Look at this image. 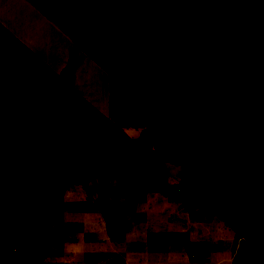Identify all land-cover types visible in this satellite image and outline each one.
<instances>
[{
    "label": "trees",
    "instance_id": "1",
    "mask_svg": "<svg viewBox=\"0 0 264 264\" xmlns=\"http://www.w3.org/2000/svg\"><path fill=\"white\" fill-rule=\"evenodd\" d=\"M54 20L108 72L114 124L143 139L103 130L77 88L76 55L51 88L46 64L0 23V264H43L39 208L60 197L61 173L134 177L151 161L181 167L189 195L264 258V0H64ZM46 110L59 142L41 135Z\"/></svg>",
    "mask_w": 264,
    "mask_h": 264
},
{
    "label": "crops",
    "instance_id": "2",
    "mask_svg": "<svg viewBox=\"0 0 264 264\" xmlns=\"http://www.w3.org/2000/svg\"><path fill=\"white\" fill-rule=\"evenodd\" d=\"M0 4L15 19L13 29L8 30L30 50L33 51L25 39L37 36L48 43V27L57 38L47 18L45 0H0ZM60 52L53 53L55 59L59 57L57 61L62 58L63 50ZM169 165L180 169V174L181 167ZM170 180L168 175L163 181L182 191L189 189L180 178L172 180V184ZM135 187L124 190L120 185L119 191L111 192L106 189L109 197L104 215L96 204L91 211L94 215L84 218L85 222L76 227L72 242H66L64 229H58L62 235L56 229L57 241L47 244L43 264H264V258L224 221L229 230L218 223L222 220L207 212L199 198L188 209L176 201L166 202V211L160 196L149 191L150 185L142 183ZM119 194L133 203L132 210L128 211ZM112 199L117 207L108 211Z\"/></svg>",
    "mask_w": 264,
    "mask_h": 264
},
{
    "label": "rangeland",
    "instance_id": "3",
    "mask_svg": "<svg viewBox=\"0 0 264 264\" xmlns=\"http://www.w3.org/2000/svg\"><path fill=\"white\" fill-rule=\"evenodd\" d=\"M63 1L64 0H45L47 18L49 19L52 26H54L57 38H55V35L48 27V29L46 30L50 35V40H48V43H44L40 40L41 38H38L37 36H31L30 40L29 38L25 39L26 43L32 47V53L46 64L50 74L51 88L58 80L61 71L64 68L62 64L65 63L66 65L70 56L76 55L78 59L76 77L77 88L80 89L84 94L85 98L88 101V105L90 107L94 106L100 111L99 118L103 130L106 133L112 135V137L118 139V142L120 143H124L127 145L129 144L127 142L129 139L130 142L134 141L136 144L140 143L143 139L141 130L120 128L116 126L110 118V91L108 72L104 68L99 66L94 60H92L88 54L79 49L70 39V37L62 31L58 23L54 20V14L58 10L60 11L63 5ZM2 6L3 5L0 4V23L4 24L7 29H13V26L15 25V19L11 18L9 12L3 10ZM38 21L43 26V29H45L43 21H41L40 19H38ZM45 38L46 36H44L43 34V39ZM55 50H61V52L63 50L62 58H60L61 60L59 59L57 61L59 57H57V59L54 58L53 53ZM2 96L3 88L0 86V97ZM50 111L51 110H46L43 112L42 119L39 123L41 135L47 144L61 141V137L50 118ZM3 137L4 133L0 129V150L3 148ZM76 164L81 166V161H77ZM179 170L180 169L173 167L167 163L159 164V162L157 163V161H151L148 164L146 171L134 177H128L126 175L112 176L106 173H97L94 176L85 179L84 181H79V179H81L82 177H76L75 175H73L72 171L61 173L60 183L56 191L60 195V197L58 199H55V197L52 196L45 198L46 200L42 202L39 208L40 212L42 208H44L46 212H48V222L43 229V241L40 242L41 240H39L38 238L37 242H40V244L37 243V246H34L37 247L35 248L37 250V252L35 253V258H37L39 254L42 255V250L40 249L41 245H44L45 243V247L47 248V243H54L55 241H57L58 232H61V235L63 234L62 231H58V229H64L65 235H67L66 242H72L76 236L74 234L75 232H77L76 227L79 224L82 225V223L85 222L83 221L84 218L87 219L89 216L94 215L91 214V211H93V207L96 204L100 207V210L102 212L101 215L103 216L105 213L104 209L106 206V198L109 197L107 191H105L106 189L108 191H119L120 185L124 187V190L130 189V187L136 188L135 186L137 184L142 183H144L145 185H150L148 177L152 176L153 183H155L154 185L158 186H150L149 191H152V194L160 196L159 201L163 203L160 204L166 207V211L168 210L166 202L172 204V202L176 201L177 203H181L182 206L187 209L191 206H194L193 202H195L197 197L189 195V189L183 190V192L174 185H169V183L163 181L164 178L168 177V175H170L171 178L170 184H172V180H175V182L177 179L179 180ZM123 179L124 182L122 181ZM127 179H129V181H127ZM11 187L14 192H19V189L21 187L20 171H16L13 173V182ZM45 194L46 192L43 191L41 194H39L38 198H44L46 196ZM119 195L120 197H123V199L120 200L125 202L123 204L125 205V207H128V211L132 210L134 206H132L133 203H131L128 198L124 199V194ZM113 200L114 199L110 201L111 206L108 211L113 210L115 207H117ZM199 202L203 204L200 198ZM203 206L206 208L205 210L207 212H211V215H213L212 211L207 206H205L204 204ZM219 222L227 228L226 230H229L227 225L223 221L219 220L218 223ZM197 223H193V226H196ZM29 224L30 225L25 229V234L33 235V228L35 226L34 220L32 219L31 221H29ZM206 224L208 225V222H206ZM56 229L57 233L55 231ZM8 244L9 240L7 239L6 235L0 234V252L6 251L8 249ZM43 249L45 250L44 247Z\"/></svg>",
    "mask_w": 264,
    "mask_h": 264
}]
</instances>
